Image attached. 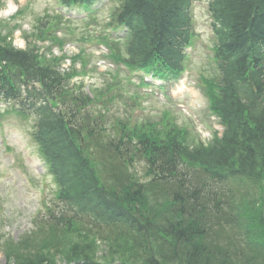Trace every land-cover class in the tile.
Here are the masks:
<instances>
[{"label":"trees","instance_id":"trees-1","mask_svg":"<svg viewBox=\"0 0 264 264\" xmlns=\"http://www.w3.org/2000/svg\"><path fill=\"white\" fill-rule=\"evenodd\" d=\"M192 1L121 0L112 24L128 36L115 61L179 69ZM210 12L218 74L204 93L226 131L206 146L167 124H124L116 142L55 64L0 42V97L36 117L60 206L20 240L0 238L8 264H264V0H211Z\"/></svg>","mask_w":264,"mask_h":264},{"label":"rangeland","instance_id":"rangeland-1","mask_svg":"<svg viewBox=\"0 0 264 264\" xmlns=\"http://www.w3.org/2000/svg\"><path fill=\"white\" fill-rule=\"evenodd\" d=\"M3 5L0 7V20L8 21L20 8L30 4L29 12L27 11L24 20H22V28L14 35V44L18 48H26L27 43L33 41L34 37H29L27 41L24 38L26 32L29 36L35 31L37 20L45 18L47 14H54L53 10L57 7L56 2L52 0H2ZM207 1L197 0L193 4V15L195 17L196 38L194 42L193 53L190 56V71L192 72L191 80L189 81V90L182 96L179 102L172 101L170 98L164 99L162 93L155 89V95L150 96L141 101L144 116L152 114L151 120L160 121L164 111L172 112L174 119L181 126L190 124V131L198 139L204 141L211 140L214 130H221L218 120L210 114L208 110L207 99L205 98L202 86L201 77L210 76L213 74V63L211 52H213L210 41V17L207 14ZM54 3V4H53ZM110 7L97 16L101 24L97 25L98 29L104 28L107 21L110 20V15L114 7ZM60 11H64L60 8ZM77 14L84 12L82 9L74 10ZM70 11H67L69 13ZM44 19V21H45ZM91 23L95 24L93 21ZM79 25V24H78ZM82 27L81 25H79ZM80 30H77V33ZM65 32L58 33L60 38H64ZM70 49L77 51L80 46L79 39L71 41ZM48 45V44H46ZM74 50V51H75ZM56 51V49H55ZM89 55L94 59L91 67L93 74V82L96 85H102L110 78L103 71V68L98 69L97 61L104 60L107 55L98 52L96 49H91ZM109 60V59H108ZM107 61V60H106ZM101 74V75H100ZM111 81V80H110ZM140 81L139 77L135 78V88L124 92L122 95L123 101L116 104L114 110L117 118L125 119L124 114L127 112L125 104L130 105L128 98L132 97L136 91L141 90L136 83ZM160 84V83H158ZM151 92L150 89H148ZM168 90V89H167ZM142 92V91H140ZM180 103L186 104L185 109H180ZM10 105V104H9ZM8 103L0 102V237L11 234L14 240L20 239L26 233H31L33 228L32 221L34 217L44 214L45 203H50L55 200V191L57 189L52 177L48 174L45 163L32 141L31 131L33 122L19 117L12 111V104L9 107ZM130 107V106H129ZM133 111L132 109H130ZM132 114V112L128 111ZM139 113V112H138ZM133 115V114H132ZM136 116V115H135ZM114 120V119H113ZM111 121V124L113 123ZM222 133V132H221ZM224 194L228 196V188L223 189ZM223 194V193H221ZM0 264H7L4 252L0 248Z\"/></svg>","mask_w":264,"mask_h":264}]
</instances>
